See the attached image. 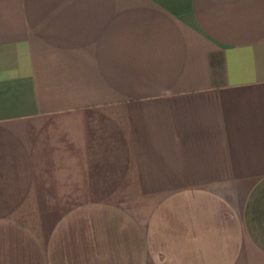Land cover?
Returning <instances> with one entry per match:
<instances>
[{
    "label": "crops",
    "instance_id": "obj_1",
    "mask_svg": "<svg viewBox=\"0 0 264 264\" xmlns=\"http://www.w3.org/2000/svg\"><path fill=\"white\" fill-rule=\"evenodd\" d=\"M0 189L85 197L0 264H264V0H0Z\"/></svg>",
    "mask_w": 264,
    "mask_h": 264
},
{
    "label": "rangeland",
    "instance_id": "obj_2",
    "mask_svg": "<svg viewBox=\"0 0 264 264\" xmlns=\"http://www.w3.org/2000/svg\"><path fill=\"white\" fill-rule=\"evenodd\" d=\"M80 191L84 189H0V229L10 222L22 233L24 231L28 233L27 230L30 228H35V232L39 233L37 229L42 228L43 231L45 220L51 223L53 229L52 224L61 208L64 209L61 206L56 208L60 203L59 200L62 198V201L75 202L79 199L84 201L85 197ZM105 195L100 194L99 198ZM55 228L57 227L54 226ZM1 234L3 231H0Z\"/></svg>",
    "mask_w": 264,
    "mask_h": 264
}]
</instances>
